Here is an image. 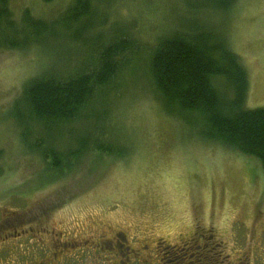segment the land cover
<instances>
[{
	"label": "rangeland",
	"instance_id": "rangeland-1",
	"mask_svg": "<svg viewBox=\"0 0 264 264\" xmlns=\"http://www.w3.org/2000/svg\"><path fill=\"white\" fill-rule=\"evenodd\" d=\"M90 1L85 17L63 25L73 0H8L16 25L25 12L56 25L47 43L0 46V233L9 236L13 228L38 224L95 228L136 223L153 226L154 238L175 243L200 224L213 229L224 252L231 254L232 247H249L247 230L256 227L254 245L264 253L258 235L264 227L260 162L202 140L179 119L166 115L146 67L158 39L191 34V28L210 30L224 38L245 69L244 107L263 108L264 0H235L226 11L214 10L208 0ZM75 36L79 39L74 42L68 39ZM121 36L137 49L127 55L128 66L106 89L105 117L107 136L122 144L126 155L115 159L89 152L60 170L50 169L22 146L9 114L12 102L27 79L45 70L54 77L73 75L83 69L84 61L90 65L95 45ZM217 88L225 92L222 81ZM102 109L97 108L99 113ZM72 126L64 129L80 128L81 135L89 130L86 124ZM63 134L59 141L65 147L72 139L70 133Z\"/></svg>",
	"mask_w": 264,
	"mask_h": 264
},
{
	"label": "trees",
	"instance_id": "trees-1",
	"mask_svg": "<svg viewBox=\"0 0 264 264\" xmlns=\"http://www.w3.org/2000/svg\"><path fill=\"white\" fill-rule=\"evenodd\" d=\"M234 1L208 3L214 10L226 11ZM90 3L73 0L64 14L63 25L85 17ZM55 25L34 19L26 12L16 25L8 0H0V46L4 48L47 43L48 38L53 39L50 36ZM196 29L191 28V34L173 33L158 39L148 55L147 74L162 111L179 119L200 139L254 157L264 173V107H244L247 75L224 38L210 30ZM68 39L74 42L79 38ZM82 40V44H87V40ZM90 44L86 47L92 48ZM95 46L89 66L84 61L83 69L66 78L54 77L48 70L38 73L23 83L10 106L9 114L22 146L40 156L52 170H60L70 159L89 152L115 159L127 153L114 137L107 136L106 89L128 66L127 55L137 49V44L121 36ZM219 81L225 92L217 88ZM98 107H103L102 112ZM104 117L106 122H102ZM80 123L89 129L83 135L78 133L80 128L64 129ZM64 132L70 133L73 145L69 141L67 146H61L59 140ZM44 136L52 138L45 141Z\"/></svg>",
	"mask_w": 264,
	"mask_h": 264
},
{
	"label": "flooded vegetation",
	"instance_id": "flooded-vegetation-1",
	"mask_svg": "<svg viewBox=\"0 0 264 264\" xmlns=\"http://www.w3.org/2000/svg\"><path fill=\"white\" fill-rule=\"evenodd\" d=\"M134 224L13 228L9 236L0 233V264H264V253L254 245L256 227L247 230L249 247L226 254L221 237L200 224L175 243L154 238L153 226ZM263 233L264 227L262 242Z\"/></svg>",
	"mask_w": 264,
	"mask_h": 264
}]
</instances>
